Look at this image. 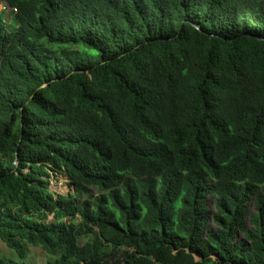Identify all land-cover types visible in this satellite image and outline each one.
<instances>
[{
	"label": "trees",
	"instance_id": "16d2710c",
	"mask_svg": "<svg viewBox=\"0 0 264 264\" xmlns=\"http://www.w3.org/2000/svg\"><path fill=\"white\" fill-rule=\"evenodd\" d=\"M0 3V264H264V0Z\"/></svg>",
	"mask_w": 264,
	"mask_h": 264
},
{
	"label": "rangeland",
	"instance_id": "374dc122",
	"mask_svg": "<svg viewBox=\"0 0 264 264\" xmlns=\"http://www.w3.org/2000/svg\"><path fill=\"white\" fill-rule=\"evenodd\" d=\"M0 12H2L3 19L6 23H9L13 26L17 25V22L14 18V10L7 8L5 4L0 3ZM52 177V186L53 191L62 192L67 194L70 191L68 179L65 176H54V172H50ZM0 251L12 258L18 259L16 251L9 249L1 240H0ZM48 256L41 248L31 247L29 257L26 259L29 263L34 264H44L48 261Z\"/></svg>",
	"mask_w": 264,
	"mask_h": 264
},
{
	"label": "water",
	"instance_id": "95a60500",
	"mask_svg": "<svg viewBox=\"0 0 264 264\" xmlns=\"http://www.w3.org/2000/svg\"><path fill=\"white\" fill-rule=\"evenodd\" d=\"M17 164H18V163H17ZM70 181H71V179H68V182H70ZM61 193H62V192H61ZM68 193H69V192H68ZM68 193H67V194H68ZM63 194H65V193H63Z\"/></svg>",
	"mask_w": 264,
	"mask_h": 264
}]
</instances>
